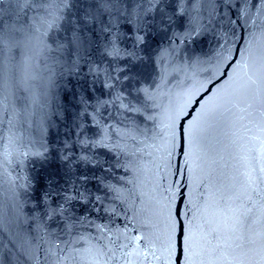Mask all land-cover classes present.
<instances>
[{
  "label": "snow or ice",
  "instance_id": "6c2138e0",
  "mask_svg": "<svg viewBox=\"0 0 264 264\" xmlns=\"http://www.w3.org/2000/svg\"><path fill=\"white\" fill-rule=\"evenodd\" d=\"M219 2L13 0L7 15L0 11V57L6 48L12 52L23 50L30 73L34 65L46 63L45 57L51 58L52 53L69 57V73L78 74L83 60L94 77L90 93L98 91L95 80L104 76L101 87L105 91L89 97L95 99V107L91 113L85 110L84 118L76 125V138L55 149H37L22 133L18 134L15 110L0 97V183L7 176L11 184L25 192L31 190L42 217L65 223L67 235L49 242L48 264H264V49L256 52L252 47L257 35L264 40V0H227L234 17L230 23L243 29L250 39L243 50L234 54L231 43L235 41L230 42L228 34H223L219 59L228 60V64L222 90L212 93L209 89L207 97L196 98L199 87L195 83L179 93L167 89L163 74L155 86L117 89L113 80L119 76L113 77L107 68L87 59L102 46L105 56L123 63L130 54L121 44L132 40L135 49H142L149 36L167 38L170 46H182L207 26L202 19L204 5H213L208 13L210 24ZM13 15L17 16L15 22ZM235 34L233 27L231 36ZM174 50L162 48L160 55ZM132 79L124 76L126 81ZM224 113H239L247 120L250 135L237 178L227 190H220L206 185L197 175L193 154L198 135L211 119ZM141 145L159 153L169 168L173 154L179 152L185 162L177 169L178 174L187 170L191 184L181 188L174 181L169 185L157 212L149 218L134 206V201L122 209L123 228L98 226V237L74 233L71 222L78 218L77 205L86 208L92 204L98 212L110 193L116 201L127 202L115 185L101 184L96 194L88 186L94 179L88 172L97 167L110 171L96 159L97 152L113 153L116 165L123 166L120 157L131 160L139 154ZM33 159L56 163L39 190L30 175H13ZM101 191L104 196L99 194ZM104 211L119 215L115 207H105ZM3 227L0 222V232ZM24 260L27 264L28 257ZM0 264L8 261L0 258Z\"/></svg>",
  "mask_w": 264,
  "mask_h": 264
},
{
  "label": "water",
  "instance_id": "95a60500",
  "mask_svg": "<svg viewBox=\"0 0 264 264\" xmlns=\"http://www.w3.org/2000/svg\"><path fill=\"white\" fill-rule=\"evenodd\" d=\"M12 3L13 0H2L0 11L7 15L12 10ZM226 4L227 0H221L216 5V15L210 24L208 13L212 11L213 5H204L202 19L207 26L198 37L182 46H170L167 38L149 36L142 49H135L132 40H125L121 44V48L130 54L123 63L105 56L102 46L87 59L99 64L102 69L107 68L113 77L119 76L118 80H113L117 89H128L133 85L136 88L155 86L160 83L163 74L168 81L167 89L179 93L195 83L199 87L196 98L201 95L207 97L209 89L212 93L222 90L223 73L228 64V60L221 62L219 59L223 34H228L230 42L235 41L231 43L234 54L238 49L243 50L250 39L243 29L230 23L234 17ZM16 19L17 16L13 15V22ZM233 27L236 32L234 37L231 36ZM169 47H174L175 50L161 56L160 49ZM252 47L259 52L264 49V40L257 35L252 39ZM25 59L23 50H4L0 57V97L15 110L18 134L22 133L37 149L41 146L49 149L63 147L66 141L76 138L75 133L79 131L76 125L84 118L85 110L88 113L93 111L95 99L89 97L99 96L105 91L101 87L104 76L95 80L98 91L90 93L88 88L94 77L88 72L83 60L80 61V71L77 74L66 70L69 60L67 55L52 53L51 58L45 57L46 63L34 65L32 73L26 69ZM129 68L132 70L127 71ZM30 75H35L36 78L29 79ZM125 75L133 79L124 80ZM201 84L203 87H200ZM167 89H162V92ZM247 123L239 113H224L211 119L206 129L198 135L193 159L198 164L197 175L206 185L227 190L237 178L240 157L247 149V137L250 135ZM148 126L152 127V123L149 122ZM96 159L110 171L105 172L97 167L88 172L89 176H94L88 185L93 193L96 194V187L101 184L115 185L127 198V202L116 201L115 195L110 193L103 200L104 207L96 205L100 207L98 212L93 209L92 204H88L86 208L77 205L75 211L78 218L71 222V227L79 235L98 237V226L111 230L123 228L125 221L122 209L129 208L134 201V206L142 210L145 218H149L157 212L159 201L163 199L169 185L174 181L181 188L185 183L191 184V176L187 170L183 175L178 174L177 169L183 168L185 162L179 152L173 154L171 168L159 153L143 145L140 146L139 154L131 160L120 157L123 166H117L113 153L107 150H99ZM55 167V161L47 163L33 159L13 175H30L39 190L40 184ZM99 194L104 196L105 192L101 191ZM195 194L194 191V197ZM105 207H115L119 215H113L110 211L106 213ZM0 222L4 225L0 232V258L6 259L8 264H26L25 256L28 257L27 264H48L51 259L47 256L49 242L67 235L63 221H48L42 217L31 190L25 192L19 186L11 184L7 176L0 183ZM9 241L16 248H12ZM10 250L9 259L7 254Z\"/></svg>",
  "mask_w": 264,
  "mask_h": 264
}]
</instances>
